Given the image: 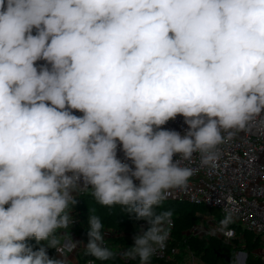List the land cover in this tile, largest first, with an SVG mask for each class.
Wrapping results in <instances>:
<instances>
[{
  "label": "clouds",
  "instance_id": "1",
  "mask_svg": "<svg viewBox=\"0 0 264 264\" xmlns=\"http://www.w3.org/2000/svg\"><path fill=\"white\" fill-rule=\"evenodd\" d=\"M262 113L264 0H0V264H69L48 249L81 243L56 232L89 188L148 227L114 252L90 216L85 255L149 264L167 191ZM177 116L183 135L162 127Z\"/></svg>",
  "mask_w": 264,
  "mask_h": 264
},
{
  "label": "built area",
  "instance_id": "2",
  "mask_svg": "<svg viewBox=\"0 0 264 264\" xmlns=\"http://www.w3.org/2000/svg\"><path fill=\"white\" fill-rule=\"evenodd\" d=\"M32 34L36 35L37 29L33 28ZM41 65L51 68V65L44 60L35 62L38 71ZM46 103L50 106V102ZM72 114L77 117L83 115L77 110H72ZM262 117H264V113L250 121L245 129L236 131L235 135L226 138L223 143L219 144L215 149V158L209 165H202L199 156H195L188 163V166L194 171L186 187L167 191L165 200L186 202L197 206L203 205L208 208L214 207L213 209L218 210L221 215L218 220L213 217L202 218L199 216V221L183 230L181 237H209L226 245L234 246L238 242L245 247V239L239 233L247 232L264 241V122H262ZM162 127L176 130L182 135L187 129L182 116H177ZM117 155L118 158L124 159L123 152L119 150V147ZM177 158L178 154L173 157L174 160ZM128 163L131 164V161ZM134 182L139 183L138 181ZM83 192L85 191L76 194V197ZM8 206L5 205L6 208ZM229 215L231 217L229 224L227 227H222L221 222ZM70 216L72 218L70 226L67 229H60L62 233L67 234L66 237L61 236V242L71 239L81 243L71 252L61 248L59 253L55 249V256L58 259H63L61 254L67 255L69 264H97L92 259L79 263L78 256L81 251H84V243L75 234V230L79 226L77 216L72 212H70ZM172 228L173 221L171 219L170 235L166 247L152 256L151 258L156 262L149 261V264H159L157 261L160 260L172 261L180 253L177 247H169ZM104 233L106 245L114 252H123L134 243L131 238L129 246L113 248L109 241L117 234L112 231ZM116 258L125 263L133 261L123 259L119 255ZM182 264L204 263L190 251H184Z\"/></svg>",
  "mask_w": 264,
  "mask_h": 264
},
{
  "label": "trees",
  "instance_id": "3",
  "mask_svg": "<svg viewBox=\"0 0 264 264\" xmlns=\"http://www.w3.org/2000/svg\"><path fill=\"white\" fill-rule=\"evenodd\" d=\"M76 199L79 201L75 206L70 205L68 211L74 213L78 220L79 226L75 230V234L79 237L84 244L87 243V232L89 230L88 219L90 216H97L101 220L103 225L102 232L112 231L118 236L112 238L109 243L113 248H118L120 246H129L131 244V238H133L141 226L145 229L148 227L145 221H137L134 216H130L124 210L122 206H103L99 204L95 198L91 195V189L79 194ZM186 202H174L169 200H164L162 204L155 209L157 213L170 210L172 212L173 228L171 229L172 239L169 242V247H177L180 251L172 261L166 262L163 260L157 261L159 264H182L183 255L181 251H190L197 258L201 260L204 264H227L224 260L220 259L217 254H224L230 258V250L233 249V245H226L221 241L209 238V237H181V232L193 224L199 221V217L195 215V210L188 207ZM240 231V230H238ZM242 237L245 239V247L248 246L247 239L250 237V233L242 232ZM58 236V235H57ZM259 238H255L253 243L249 245L250 247H255L258 244ZM26 244L31 246L33 250H37L41 244L46 242H37L35 238H31L25 241ZM236 248L240 247L235 245ZM244 247V248H245ZM48 255L50 258L57 259L55 256V249L49 248ZM248 260L246 264H264V260L253 254H248ZM94 260L97 264H139V259L133 260L129 263H125L118 258L110 259L107 261L97 260L91 255H85L84 251L79 254V263H84L87 260ZM233 260V258H232ZM151 262H156L152 258ZM234 264V263H233Z\"/></svg>",
  "mask_w": 264,
  "mask_h": 264
},
{
  "label": "rangeland",
  "instance_id": "4",
  "mask_svg": "<svg viewBox=\"0 0 264 264\" xmlns=\"http://www.w3.org/2000/svg\"><path fill=\"white\" fill-rule=\"evenodd\" d=\"M188 207L193 208V206L191 204H188ZM195 210V215H197L198 217L201 216L202 218L204 217H213L214 219L218 220L220 218V213L218 210L216 209H211L208 208L206 206H194L193 208ZM61 233L62 231L60 229L57 230L56 235H58L57 237L59 239H61ZM119 234H117L118 236ZM255 235L251 234L250 237L247 239V244L248 246H246L244 248V246H241L240 244H238V242H236L233 246V249L230 250V255L233 258V263L234 264H246L247 260H248V254H253L259 258H262L264 260V241H261V238H259L258 240V244L255 247H250L249 245H251L255 239ZM235 245H238L240 247L236 248ZM83 251L80 252V254ZM181 254L184 255V252L181 251ZM57 258V257H56ZM58 259V258H57ZM75 261V259L73 260V262Z\"/></svg>",
  "mask_w": 264,
  "mask_h": 264
},
{
  "label": "water",
  "instance_id": "5",
  "mask_svg": "<svg viewBox=\"0 0 264 264\" xmlns=\"http://www.w3.org/2000/svg\"><path fill=\"white\" fill-rule=\"evenodd\" d=\"M210 208L213 209L214 207H210ZM217 256L220 259L224 260L225 263H227V264H233L232 258H230V257H228V256H226L224 254H217Z\"/></svg>",
  "mask_w": 264,
  "mask_h": 264
}]
</instances>
